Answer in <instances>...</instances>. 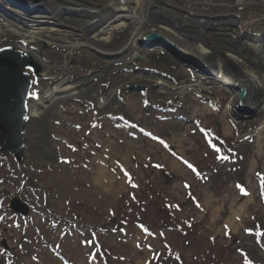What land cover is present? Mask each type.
<instances>
[{
  "label": "rangeland",
  "instance_id": "obj_1",
  "mask_svg": "<svg viewBox=\"0 0 264 264\" xmlns=\"http://www.w3.org/2000/svg\"><path fill=\"white\" fill-rule=\"evenodd\" d=\"M180 1L169 2L176 8L164 7L166 13L144 12L142 0L128 8L143 17L179 18L186 29L195 27L196 20L206 22L205 31L221 40L264 44V10L238 14L216 5L217 0ZM0 4L23 16L0 12V48L11 41L40 66L29 111L67 75L70 82L92 81L98 100L121 74L183 85L196 80L215 85L218 92L217 100L187 92L154 101L147 86L122 81L113 103L128 99L127 104L113 114L96 108L89 97H68L38 127L34 148L27 122L22 160L0 151V264H264V110L245 103L254 115L239 112L240 92L232 88L243 87L240 83L216 82L210 60H203L210 71L206 75L160 49L142 47L144 35L134 52L114 49L112 55L101 52L102 58L77 33L53 27L36 32L33 17L22 15L7 0ZM20 42L39 55L15 45ZM224 65L234 69L228 60ZM198 107L194 117L191 110ZM161 129L183 139L181 151L159 136ZM163 153L179 163L188 161L186 177L161 159ZM35 154L45 157L37 161ZM115 160L116 168L111 166ZM99 164L113 178L106 173L96 189L91 173ZM241 189L247 194L239 196ZM14 196L28 204L27 214L10 208ZM235 197L236 206L246 203V213L230 219ZM203 200L209 202L208 210ZM217 207L223 210L214 218ZM58 251L68 259H60Z\"/></svg>",
  "mask_w": 264,
  "mask_h": 264
},
{
  "label": "bare ground",
  "instance_id": "obj_2",
  "mask_svg": "<svg viewBox=\"0 0 264 264\" xmlns=\"http://www.w3.org/2000/svg\"><path fill=\"white\" fill-rule=\"evenodd\" d=\"M52 1V0H51ZM109 4L110 7L115 8L114 14L109 20H107L101 27H99L91 35L84 37V44H89L96 50L112 55L115 53L114 49H124L127 53L134 52V45L139 40V38L145 34L155 32L167 37L170 41L175 43L179 48L184 52L196 56L201 61L210 60L212 69L215 70L213 79L216 82H225L228 79H235L247 90V96L245 103L255 107L256 109L264 110V44L262 45H252L250 43L235 42L229 39H218L215 37L213 32L205 31V24H202L200 20L195 21V27L186 29L183 24L179 22V18L171 17L170 15H150L147 17L139 16L135 12H128V7L130 6L131 1L129 0H103ZM138 0H136L135 4ZM176 1V0H175ZM222 1V0H217ZM216 1V2H217ZM224 3H218L216 5H226L228 10L234 9L236 13L241 14L247 10L258 8L264 10V0H223ZM177 2V1H176ZM180 3L181 1L178 0ZM135 4H131L132 6ZM181 4V3H180ZM187 1H183V5H186ZM133 8V7H132ZM240 10V11H239ZM213 16H208L207 19L211 20ZM67 24L71 25H81L80 20L73 18H62L59 19ZM182 21V20H181ZM203 25V26H202ZM42 27V26H41ZM40 28V27H39ZM39 28H33L38 32ZM44 28V27H42ZM184 28V29H183ZM33 35H30L29 38L32 40ZM75 38L72 42L75 43ZM254 39V38H253ZM18 47L27 48L28 52L32 55L37 54L35 49H32L28 46L27 42L15 43ZM75 47V46H74ZM73 47V48H74ZM138 51L135 49V52ZM118 53L123 54V51H117ZM226 56V57H225ZM120 60L123 57H116ZM226 60L234 64L233 70H227L224 63ZM122 67H125L122 64ZM224 78V80H219ZM227 78V79H226ZM112 89L108 90L105 97L101 100L95 98V95L92 94L91 87L92 81L83 85V81H69L68 75L50 89H48L41 98V102L30 108L29 119H28V142L33 145L35 138V133L39 126L45 124L48 114H51L57 105L63 102L65 98L75 97V96H84L89 97L94 100L95 107L107 111L110 113H116L127 104L117 101L113 103L114 99L117 96L116 86L118 83L124 81L127 83H136L145 85L148 87V91L151 94V98L154 101H162L176 93H202L203 95H209V99L217 100L218 92L215 91V85L198 83L196 80H191L188 85L183 84H171L170 82L155 76H139V75H129L121 74L113 77ZM206 93V94H205ZM234 97V101H235ZM215 102V101H213ZM211 103V100H210ZM200 110V108H192L191 112L195 117V113ZM159 136L164 141L174 142L176 149L181 151L180 143H183V139L176 137L174 134H166L163 129L160 130ZM170 136H172L170 138ZM182 136V135H181ZM34 148V145H33ZM126 152L128 149L125 150ZM159 153V151H158ZM176 154V153H175ZM174 154V155H175ZM37 161H42L44 155L39 156L35 154ZM161 159L167 160L170 166L176 168L181 172V178L186 177L189 172L186 170L188 166V161L177 162L175 159L170 158L167 154L163 153ZM121 162L124 163L126 160L122 157ZM184 160V159H182ZM100 165V164H99ZM119 166L118 161L115 160L114 165ZM100 169H103L100 171ZM107 170L100 165L99 170L95 169L91 176L93 178L92 186L96 189H99L101 185V180L103 176L106 175ZM109 178H113L109 172L107 173ZM114 176L115 173H113ZM200 177V174L199 176ZM182 181H188L183 180ZM197 182L195 184H198ZM194 187V182L189 183ZM242 195V191H239V196ZM229 225L232 223L228 222ZM59 255V258L67 260L68 258L63 255L61 251L56 253ZM53 259V258H52Z\"/></svg>",
  "mask_w": 264,
  "mask_h": 264
},
{
  "label": "water",
  "instance_id": "obj_3",
  "mask_svg": "<svg viewBox=\"0 0 264 264\" xmlns=\"http://www.w3.org/2000/svg\"><path fill=\"white\" fill-rule=\"evenodd\" d=\"M4 2V0H3ZM12 6L21 11L22 15L34 18V28L43 25L67 27L61 24L59 18L63 16H77L91 20L83 30L89 34L98 29L103 22L114 14L112 7L100 4H91L86 0H7ZM0 12L13 18L23 19V16L0 4ZM96 23L94 22V19ZM142 47L147 49H160L169 55L173 61L181 65L193 66L203 74H210L206 65L196 56L184 52L167 37L151 32L145 34L139 41ZM98 56L104 57L97 50H93ZM33 75L40 76V66L23 50L12 45L0 48V151L7 152L17 161L23 158L25 140L24 128L28 122V98L33 85ZM239 90L237 109L240 113L254 115V110L246 108L245 100L247 90L245 87H233ZM167 176L169 174L167 173ZM9 206L15 212L25 215L29 211L28 205L19 197L14 196L9 201ZM9 249L5 241L1 243Z\"/></svg>",
  "mask_w": 264,
  "mask_h": 264
},
{
  "label": "clouds",
  "instance_id": "obj_4",
  "mask_svg": "<svg viewBox=\"0 0 264 264\" xmlns=\"http://www.w3.org/2000/svg\"><path fill=\"white\" fill-rule=\"evenodd\" d=\"M259 130L260 127L257 128V132H259ZM236 199H237L236 197L233 199L232 204L229 208L230 219H235L236 217L243 216L246 213V208H247L246 203H240L238 206H236L235 204ZM203 203L207 210L211 207L208 201L203 200ZM222 210H223L222 207L213 208L212 209L213 217L216 218L218 213Z\"/></svg>",
  "mask_w": 264,
  "mask_h": 264
},
{
  "label": "snow or ice",
  "instance_id": "obj_5",
  "mask_svg": "<svg viewBox=\"0 0 264 264\" xmlns=\"http://www.w3.org/2000/svg\"><path fill=\"white\" fill-rule=\"evenodd\" d=\"M189 166L191 167V165H189ZM241 190H242V193H243L244 195L247 194L246 190H243V189H241Z\"/></svg>",
  "mask_w": 264,
  "mask_h": 264
}]
</instances>
